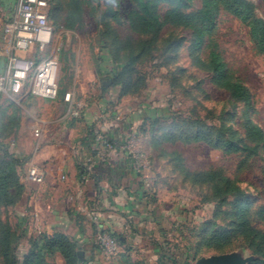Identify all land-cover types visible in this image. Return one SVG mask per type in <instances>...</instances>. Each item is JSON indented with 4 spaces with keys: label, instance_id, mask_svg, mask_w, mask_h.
<instances>
[{
    "label": "rangeland",
    "instance_id": "374dc122",
    "mask_svg": "<svg viewBox=\"0 0 264 264\" xmlns=\"http://www.w3.org/2000/svg\"><path fill=\"white\" fill-rule=\"evenodd\" d=\"M76 1L81 11L75 8ZM247 1L264 17V0ZM175 4L190 11L201 9L203 0ZM49 7L51 41L39 56L58 57V97L50 101L29 95L21 103L24 110L7 100V106L0 107V119L7 118L8 107L19 120L49 119L60 109L58 103L77 75L87 78L84 71L96 69L105 86L107 113L118 111L120 117L132 113L141 120L129 141L132 157L142 165L138 168L135 161L136 169L148 181V218L158 226L155 239L151 232L138 231L134 237L121 232L128 238L127 248L111 259L80 243L76 245L80 261L95 255L87 264H159L160 246L168 241L172 252L181 261L188 255L191 264L213 255L264 264V142L246 140L249 121L264 130V55L248 28L221 11L214 34L200 52L193 53L194 30L170 23L163 26L153 47L148 46L154 35L130 27V12L137 9L134 0H49ZM159 9L164 21L166 3ZM213 49L222 54L232 78L249 89L250 104L234 99L216 83L209 68ZM129 63L132 71L117 77ZM85 109L75 116L63 105L61 116H83ZM7 124L1 133L13 132ZM196 134L202 139H194ZM228 141L241 150L229 151ZM208 173L217 177L201 181ZM17 174L22 182L25 168H18ZM23 184V192L21 187L8 189L9 195L0 192V264H21L33 239L41 232L54 233L47 228L52 218L37 222L34 216L35 185ZM241 203L258 235L242 232L237 217ZM70 231L73 235L75 230ZM43 264H66V260L55 253Z\"/></svg>",
    "mask_w": 264,
    "mask_h": 264
},
{
    "label": "crops",
    "instance_id": "0c3cea01",
    "mask_svg": "<svg viewBox=\"0 0 264 264\" xmlns=\"http://www.w3.org/2000/svg\"><path fill=\"white\" fill-rule=\"evenodd\" d=\"M18 2L0 0V73L8 68L3 46L10 35L6 33L5 25L16 13ZM16 53L37 62L44 59L39 56L41 51L38 45L27 52ZM84 72L87 78L81 79L80 74L77 75L60 99V109L49 119H37V122L26 118L19 120L14 109L6 108L7 118L4 121L0 119V128L9 123L13 132L3 134L0 129V141L20 161L19 167L25 168L22 182L28 181L30 165L45 170L44 182L34 186L36 196L33 213L37 222L42 217L53 219L52 224H47L48 229L64 233L78 244L84 243V246L91 245L94 248L92 227L88 224L91 216L97 213L104 228L111 232H123L134 237L138 231H145L151 232L150 237L155 239L159 237L158 226L148 218L151 209L145 202L148 183L146 176L136 169L129 150H121L108 159L99 157L101 146L95 137L96 132L101 131L116 143L125 145L130 134H135V128L141 120L132 113L122 117L118 111L107 113L105 86L98 81L97 70L88 69ZM28 88L27 85L21 94L2 96L0 107L7 106L4 103L9 100L24 110L22 101L32 95ZM69 92L73 94L74 103L82 102L86 107L83 116H61V106L68 109L71 107V103L64 98ZM38 127L41 131L39 136L35 134ZM10 141L15 145L9 147ZM71 229L75 230L73 235ZM123 240L127 243L128 238L123 237ZM130 246L133 247L132 244Z\"/></svg>",
    "mask_w": 264,
    "mask_h": 264
},
{
    "label": "trees",
    "instance_id": "16d2710c",
    "mask_svg": "<svg viewBox=\"0 0 264 264\" xmlns=\"http://www.w3.org/2000/svg\"><path fill=\"white\" fill-rule=\"evenodd\" d=\"M134 1L137 4V9L130 12V27L136 33L145 36L154 35V40L149 41L148 46L151 45V47H153V43L159 37L163 26L166 23H170L172 25L194 30L192 52L198 53L206 44L207 38L214 34L219 13L221 11H226L239 19L248 28L257 49L264 55V17L259 16L256 13L253 4L247 0H203V6L201 9L190 11H184L175 4L180 3L181 0ZM161 3H166L167 5V9H165L163 14L164 21H161L162 17L159 9ZM75 6L77 10H82V5L77 1L75 2ZM74 23L75 22L72 23V26ZM141 43L143 44V41H141ZM143 50L144 49L139 52V55H136L135 60L144 53ZM209 57V68L214 74L216 83L219 86L228 89L234 99L242 101L245 104H250L252 95L249 89L241 82L232 78L228 71L227 64L222 58V54L217 49H213L211 50ZM131 65L132 63L127 64L125 69L117 73V77H120L126 72L132 71ZM2 128L3 127L1 126L0 129ZM246 137V140L251 143H262L264 142V130L256 123L249 121L246 128ZM194 139L201 140V134H196ZM227 145H229V151L241 150L240 147L233 145L231 141H228ZM0 147L2 148V162L0 163V192H4L3 195H9L8 189L13 187H21V191L23 192V187L25 185L19 180L17 174L18 168H21L19 167L21 166L20 161L9 153L4 142L0 141ZM215 177H217L216 173H208L203 175L200 180L206 182L208 180H214ZM4 202H6V200ZM245 206V204L241 203L237 210L240 228L246 235H258L259 233L249 226ZM91 223L92 236L94 239L93 249L94 252H96L100 249L99 245L96 243V238L100 229L97 224L92 221ZM105 232H109L119 245L123 247V252H125L127 247L123 240L124 236L120 233L111 232L109 230H105ZM76 245H78V242L64 233L54 232L49 234L47 232H41L35 239H33L30 248L23 256L21 264H43L46 257L52 256L55 253H61L65 257L66 264H87L94 259L95 255L90 259H86L85 262H81L82 260L80 261ZM160 248L161 253L159 256V264H191L188 255H186L183 261H181L180 258L172 252L170 242L167 241L163 243ZM183 253L186 254L185 251H183Z\"/></svg>",
    "mask_w": 264,
    "mask_h": 264
},
{
    "label": "built area",
    "instance_id": "2783aa9c",
    "mask_svg": "<svg viewBox=\"0 0 264 264\" xmlns=\"http://www.w3.org/2000/svg\"><path fill=\"white\" fill-rule=\"evenodd\" d=\"M5 31L10 38L3 46V53L8 60L6 72L0 73V98L4 95L21 94L28 85L29 92L34 96L49 99H56L59 94V60L58 57H47L37 62L28 56L18 55L17 51H29L38 45L40 50H44L51 41L52 26L50 24L49 2L48 0H19L16 13L13 18L6 23ZM65 100L71 103L70 111L73 115H79L84 106L82 102H73L72 93H66ZM120 119V117H118ZM40 129L35 130L37 136ZM132 133L130 136H132ZM96 141L100 144L99 157L108 159L116 155L121 150L131 151V141L125 145H120L111 140L101 131L96 132ZM9 147L15 143L10 141ZM136 161V160H135ZM138 164V162L136 161ZM138 168H141L139 163ZM46 172L37 165H32L28 169V181L34 185L42 184L45 180ZM91 221L98 225L100 232L96 238L99 245V252L108 259L114 258L121 252L123 247L105 232L100 216L95 213L91 216Z\"/></svg>",
    "mask_w": 264,
    "mask_h": 264
},
{
    "label": "water",
    "instance_id": "95a60500",
    "mask_svg": "<svg viewBox=\"0 0 264 264\" xmlns=\"http://www.w3.org/2000/svg\"><path fill=\"white\" fill-rule=\"evenodd\" d=\"M247 260L236 261L231 255H213L202 257L195 264H246Z\"/></svg>",
    "mask_w": 264,
    "mask_h": 264
}]
</instances>
